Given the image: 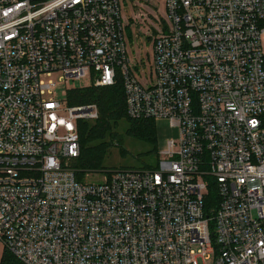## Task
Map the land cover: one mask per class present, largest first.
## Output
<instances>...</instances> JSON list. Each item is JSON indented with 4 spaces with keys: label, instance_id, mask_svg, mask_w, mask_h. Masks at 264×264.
<instances>
[{
    "label": "built area",
    "instance_id": "1",
    "mask_svg": "<svg viewBox=\"0 0 264 264\" xmlns=\"http://www.w3.org/2000/svg\"><path fill=\"white\" fill-rule=\"evenodd\" d=\"M165 4L148 71L121 0H0V244L23 264H264V0ZM79 78L121 84L129 117L179 139L78 178L100 110L53 91Z\"/></svg>",
    "mask_w": 264,
    "mask_h": 264
},
{
    "label": "rangeland",
    "instance_id": "2",
    "mask_svg": "<svg viewBox=\"0 0 264 264\" xmlns=\"http://www.w3.org/2000/svg\"><path fill=\"white\" fill-rule=\"evenodd\" d=\"M122 18L125 26V35L128 42V54L132 62L141 58L144 61L146 70H150L153 60V49L151 41L154 35L160 32L163 26L169 24L165 0H121ZM132 63V64H133ZM137 73H139L136 70ZM141 74V73H139ZM54 87V94L57 99H67L69 89L84 87L88 84L84 78L59 80ZM156 130V151L163 152L168 148V141L179 139V130L172 126L170 120L165 117H158L154 120ZM130 126L126 118L119 120L115 132L118 133L119 140L106 137L105 140L113 141V145L108 150L103 164L97 169L83 170V178L93 182H101L105 176L109 175L114 169L122 166L148 167L155 163L156 154H141L151 148V144L140 139L135 134H128ZM119 142L120 147L117 145ZM4 251L3 243L0 244V261ZM199 264H210L213 260H205L204 256L198 257Z\"/></svg>",
    "mask_w": 264,
    "mask_h": 264
},
{
    "label": "trees",
    "instance_id": "3",
    "mask_svg": "<svg viewBox=\"0 0 264 264\" xmlns=\"http://www.w3.org/2000/svg\"><path fill=\"white\" fill-rule=\"evenodd\" d=\"M67 102L69 105H81L93 102L98 105L100 110L99 117L94 122L81 121L79 124L81 153L74 162L78 178L83 179V170L89 168L97 169L103 164L108 150L113 145L112 140L107 142L105 138L108 136L119 140L115 128L122 118H126L130 123L127 130L128 134H135L140 139L151 144V148L148 151L138 154L140 156L138 159H141L144 155L157 153L155 119H135L127 115L124 90L121 84L109 87H75L68 90ZM117 145L120 147L119 142ZM0 264L23 263L7 249H4Z\"/></svg>",
    "mask_w": 264,
    "mask_h": 264
}]
</instances>
